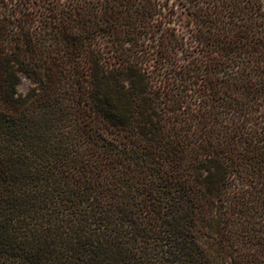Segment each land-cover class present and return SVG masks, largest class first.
I'll use <instances>...</instances> for the list:
<instances>
[{
	"label": "trees",
	"instance_id": "1",
	"mask_svg": "<svg viewBox=\"0 0 264 264\" xmlns=\"http://www.w3.org/2000/svg\"><path fill=\"white\" fill-rule=\"evenodd\" d=\"M0 264H264V0H0Z\"/></svg>",
	"mask_w": 264,
	"mask_h": 264
},
{
	"label": "rangeland",
	"instance_id": "2",
	"mask_svg": "<svg viewBox=\"0 0 264 264\" xmlns=\"http://www.w3.org/2000/svg\"><path fill=\"white\" fill-rule=\"evenodd\" d=\"M31 84L30 80L21 73L16 87L18 92L24 93L31 86Z\"/></svg>",
	"mask_w": 264,
	"mask_h": 264
}]
</instances>
